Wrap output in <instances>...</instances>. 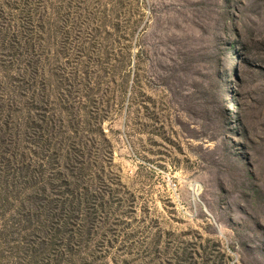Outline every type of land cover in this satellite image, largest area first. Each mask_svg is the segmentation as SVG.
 <instances>
[{"label":"rangeland","instance_id":"rangeland-1","mask_svg":"<svg viewBox=\"0 0 264 264\" xmlns=\"http://www.w3.org/2000/svg\"><path fill=\"white\" fill-rule=\"evenodd\" d=\"M0 264H264V0H0Z\"/></svg>","mask_w":264,"mask_h":264}]
</instances>
